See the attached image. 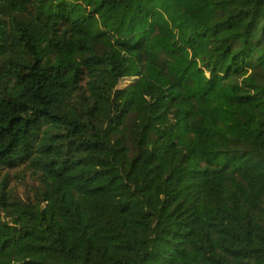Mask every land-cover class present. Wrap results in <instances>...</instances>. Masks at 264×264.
Returning <instances> with one entry per match:
<instances>
[{"label": "trees", "instance_id": "1", "mask_svg": "<svg viewBox=\"0 0 264 264\" xmlns=\"http://www.w3.org/2000/svg\"><path fill=\"white\" fill-rule=\"evenodd\" d=\"M0 264H264V0H0Z\"/></svg>", "mask_w": 264, "mask_h": 264}]
</instances>
